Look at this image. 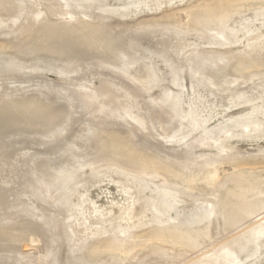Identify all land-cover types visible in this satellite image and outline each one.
<instances>
[{
  "label": "rangeland",
  "instance_id": "rangeland-1",
  "mask_svg": "<svg viewBox=\"0 0 264 264\" xmlns=\"http://www.w3.org/2000/svg\"><path fill=\"white\" fill-rule=\"evenodd\" d=\"M0 264H264V0H0Z\"/></svg>",
  "mask_w": 264,
  "mask_h": 264
}]
</instances>
